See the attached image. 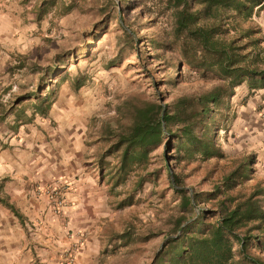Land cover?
Wrapping results in <instances>:
<instances>
[{"label":"trees","instance_id":"trees-1","mask_svg":"<svg viewBox=\"0 0 264 264\" xmlns=\"http://www.w3.org/2000/svg\"><path fill=\"white\" fill-rule=\"evenodd\" d=\"M56 1L42 0L39 15ZM120 1L159 25L155 35L142 38L126 24L121 10L110 18L123 31V43L139 59L145 46L154 50L148 56L165 59L166 76L163 80L152 76L155 97L125 99L118 107L120 125L109 127L97 138L104 143L97 158L102 171L107 166L111 191L148 166L152 150L159 146L172 187L181 195L188 192L183 175L186 166L205 163L207 167L202 183L208 186H192L188 195L193 212H183L172 221L165 241L148 264H264V178H254L256 155H228L218 143L215 128L216 124L227 128L236 116L231 114V101L240 85L246 84L249 94L264 87V33L255 19L264 9V0ZM187 69L192 77L210 84L173 94L169 86L178 87ZM161 85L167 88L162 90ZM53 92L50 88L49 95ZM55 100L38 91L17 94L10 107L0 102V121L17 103H34L46 114ZM170 156L179 171L172 168ZM211 160L215 162H208ZM138 176L136 186L140 187L146 174ZM163 232L149 230L137 235L130 223L118 237L145 242Z\"/></svg>","mask_w":264,"mask_h":264},{"label":"rangeland","instance_id":"rangeland-1","mask_svg":"<svg viewBox=\"0 0 264 264\" xmlns=\"http://www.w3.org/2000/svg\"><path fill=\"white\" fill-rule=\"evenodd\" d=\"M12 1L21 8V29L13 34L14 45L0 48V102L10 107L17 94L30 91L58 99L81 90L83 98L98 108L95 114L99 121L92 131L91 142L96 156L99 155L104 143L96 141V138L109 127L116 129L120 125L119 105L132 95L155 97L152 76L157 80L166 76L165 59L148 56L154 54V50L147 46L139 59L123 43V31L110 18L121 10L126 24L142 38L155 35L159 25L153 23L152 17L140 15L138 9L126 6L125 1L120 0H57L55 5L46 6L41 15L39 6L42 0ZM50 69L52 72L48 74ZM186 73L178 87L169 86L173 94L210 84L199 77H192L188 69ZM78 83L82 84L79 88ZM160 87L162 90L167 88L166 85ZM50 88L54 92L49 95ZM247 96L243 99L233 96L231 114L236 116L230 119L227 128L215 126L218 143L228 155L251 152V144L247 143H251L252 130L242 125L239 117L241 104ZM25 102L17 103L10 116L26 119L33 112V106L24 105ZM150 156L148 166L130 174L114 191H111L112 182L108 180L109 206L100 223L104 233L100 264H148L165 241L172 221L183 212H193L188 199L192 186L198 189L208 186L202 183L207 170L205 163L192 164L183 171L187 195L177 193L172 187L173 179L165 164L163 147L153 149ZM170 158L174 171H179L173 157ZM108 160L113 162V156ZM208 162L214 163L215 160ZM252 166L254 178H264V167L260 166L257 158ZM141 174H146L145 182L137 187L138 175ZM254 178L247 180V184L254 182ZM123 199L125 204L120 206ZM196 210L199 212L200 208ZM130 223L135 225L137 235L149 230L164 232L145 242L118 237Z\"/></svg>","mask_w":264,"mask_h":264},{"label":"crops","instance_id":"crops-1","mask_svg":"<svg viewBox=\"0 0 264 264\" xmlns=\"http://www.w3.org/2000/svg\"><path fill=\"white\" fill-rule=\"evenodd\" d=\"M20 14L15 1L0 0V48L14 45ZM255 19L264 33V9ZM80 91L56 99L46 114L31 103L27 106L33 112L26 119L10 116V111L0 121V264H67L65 252L79 230L86 238L71 264H100V223L110 186L91 142L98 108ZM249 93L242 84L235 98L248 95L239 117L251 128L247 145L264 167V87ZM56 178L71 186L69 205L60 214L37 192Z\"/></svg>","mask_w":264,"mask_h":264},{"label":"built area","instance_id":"built-area-1","mask_svg":"<svg viewBox=\"0 0 264 264\" xmlns=\"http://www.w3.org/2000/svg\"><path fill=\"white\" fill-rule=\"evenodd\" d=\"M70 188L71 186L68 181H62L60 178H56L48 184L39 186L37 192L45 194L52 202L54 211L60 214L64 212L69 205L66 192ZM74 237L75 241L65 252L67 264L75 262L77 258V252L79 251L81 245H83L86 234L79 230L74 233Z\"/></svg>","mask_w":264,"mask_h":264}]
</instances>
